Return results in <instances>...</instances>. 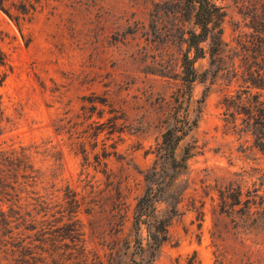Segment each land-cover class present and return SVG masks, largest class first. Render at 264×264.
Wrapping results in <instances>:
<instances>
[{
	"label": "rangeland",
	"instance_id": "obj_1",
	"mask_svg": "<svg viewBox=\"0 0 264 264\" xmlns=\"http://www.w3.org/2000/svg\"><path fill=\"white\" fill-rule=\"evenodd\" d=\"M179 2L38 0L20 29L0 10V49L11 66L0 86L10 120L0 144L35 143L49 154L59 151V186L69 184L81 202L74 222H44L62 236L51 231L40 241L35 229L27 237L0 236L4 264L124 263L141 171L153 161L171 96L181 92L179 36L189 22ZM215 2L224 12L221 45L194 63L191 110L199 117L186 140L194 146L187 189L169 226L170 239L152 264H264L263 236L242 243L236 217L222 211L218 195L237 185L264 194V155L253 147L243 116L223 102L238 92L264 96L253 85L264 80V0ZM111 106L123 113L121 131L108 134L100 126L96 147L85 144L84 159L72 142L107 122ZM103 146L115 151L106 158L105 173L93 158ZM44 158L38 156V165Z\"/></svg>",
	"mask_w": 264,
	"mask_h": 264
},
{
	"label": "trees",
	"instance_id": "obj_2",
	"mask_svg": "<svg viewBox=\"0 0 264 264\" xmlns=\"http://www.w3.org/2000/svg\"><path fill=\"white\" fill-rule=\"evenodd\" d=\"M17 1L18 4L13 0H0V10L20 29L24 21L32 18L36 9L34 2L38 0ZM178 11L189 22V27L183 29L179 36L184 45L180 55L181 92L171 96L164 130L151 150L153 161L141 171L143 187L131 212L129 235L124 240L123 264H152L161 246L170 239L169 226L180 214L179 205L187 189L188 161L194 154V146L186 141L199 117L198 112L191 110V91L198 80L194 63L206 53H216L221 45L224 12L215 0H180ZM10 71L7 57L0 49V86ZM261 81V84L253 82L260 90L264 89V80ZM98 101L108 104L104 98ZM223 102L227 110L233 108L231 113L243 116L242 121L249 126L253 147L264 155L263 94L238 92L226 95ZM109 112L114 114L107 122L98 124L95 132H88L80 140L72 142L79 147L84 159L88 156L85 144L88 142L92 150L97 145L101 131L98 129L106 127L108 134L121 131L125 121L123 113L112 106ZM9 121L0 101V136ZM63 128L64 125L58 123L56 130L61 132ZM111 147L114 149V146ZM48 151L35 143L0 144V236L23 237L27 231L35 229L34 235L41 241L51 235V231L62 236L58 230L44 226L48 218L65 220L63 223L77 220L81 204L78 194L69 184L59 186L58 182L62 155L59 151L51 154ZM114 153L106 146L101 152L93 153L96 165H104L103 173L106 171V158ZM39 155L45 156L42 165L37 162ZM48 161L51 162L46 164ZM260 191L257 187L244 191L240 185L218 190L222 211L236 217V229L240 232L242 243L249 237L254 239L262 235L264 238V194ZM78 231L76 229L73 233L79 234ZM22 247L30 246L23 244ZM1 259L0 264H4Z\"/></svg>",
	"mask_w": 264,
	"mask_h": 264
}]
</instances>
